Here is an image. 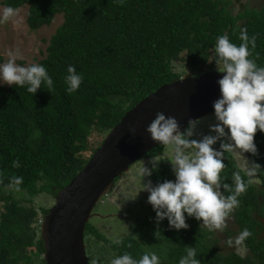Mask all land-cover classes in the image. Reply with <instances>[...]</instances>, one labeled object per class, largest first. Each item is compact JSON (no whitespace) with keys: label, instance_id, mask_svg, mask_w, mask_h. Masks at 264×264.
Listing matches in <instances>:
<instances>
[{"label":"trees","instance_id":"16d2710c","mask_svg":"<svg viewBox=\"0 0 264 264\" xmlns=\"http://www.w3.org/2000/svg\"><path fill=\"white\" fill-rule=\"evenodd\" d=\"M1 3L15 9L28 5L26 23L31 30L49 25L59 13L63 21L38 61L54 81L51 92L46 85L35 95L27 91V85H0V264H44L40 230L32 227L37 216L33 198L42 193L55 197L76 176L92 156L83 154L90 149L94 131L106 135L137 102L164 83L182 77L175 62L182 59L186 66L200 68L208 62L220 35L227 34L239 46L243 43L240 31L246 29L249 37H256L255 49L249 45L250 59L264 67V6L251 8L240 2L233 11L232 0ZM70 65L84 78L73 93L67 92L65 82ZM222 142L218 141L217 150ZM254 142L257 154L246 155L259 182L252 181L227 151L220 174L222 184L231 189H222L225 196L234 193L237 182L245 186L237 197L239 206L230 213L234 225L223 231L227 236H239L244 229L251 232L240 242L246 249L243 255L224 251L221 233L194 217L186 216L189 227L179 231L170 229L167 219L157 224L151 205L142 223L133 226L134 236L123 237L119 244L89 223L85 235L105 242L116 256L129 253L137 260L145 252H154L162 264H179L187 247H195L201 264H264V132L258 130ZM163 146L144 157H156ZM14 161L20 167H13ZM156 167L150 178L153 186L172 180L162 161ZM18 177L22 181L16 184ZM48 210L40 208L42 215ZM93 260L88 256L90 264Z\"/></svg>","mask_w":264,"mask_h":264},{"label":"clouds","instance_id":"9594fccd","mask_svg":"<svg viewBox=\"0 0 264 264\" xmlns=\"http://www.w3.org/2000/svg\"><path fill=\"white\" fill-rule=\"evenodd\" d=\"M123 4L124 0H116ZM17 10L7 6L0 13V23L8 22L15 17ZM241 43L237 46L231 42L227 34L220 35L215 43V63L223 65L224 73L218 80L220 97L213 103L215 123L210 125V132L200 139H193L200 120L189 122L188 128L181 132L178 121L163 112H158L155 119L148 125L146 131L151 138L163 145L174 148L171 160L175 180H164L153 186L151 180L144 183L145 177H150L153 171L158 170L154 158L153 167L144 166L140 170L141 191L149 193L147 202L156 213L155 222L160 224L167 219L168 227L179 231L187 229V217H194L210 230L223 232L227 228V220L232 210L239 206L238 196L245 191V186L237 182L234 193L228 196L223 190L231 191L229 185L222 184L221 172L225 167L224 152H231L234 156H244V153L256 155L255 144L257 131L264 132V67H259L250 59L251 50L256 47V37H249L246 29H241ZM10 59L0 63V80L9 86L27 85V91L35 95L42 85H46L49 92L54 87V81L46 67L32 63L24 66L17 64V58L22 59L20 50L9 51ZM65 82L67 92L73 93L80 88L83 75L78 73L75 66L67 68ZM0 84V85H2ZM218 141L221 149L214 145ZM255 166H260L252 162ZM13 167H20L18 161ZM254 168L250 169L252 174ZM22 178L15 180L19 184ZM239 181V177H237ZM134 198V199H135ZM251 232L244 229L238 236L236 243L244 241ZM119 244L120 241H114ZM232 245V241H227ZM87 253V252H86ZM88 256V255H87ZM110 264H162L159 256L154 252H145L140 259H134L131 254L125 253L114 257ZM179 264H201L197 259L195 247H187L186 255L181 257Z\"/></svg>","mask_w":264,"mask_h":264},{"label":"water","instance_id":"95a60500","mask_svg":"<svg viewBox=\"0 0 264 264\" xmlns=\"http://www.w3.org/2000/svg\"><path fill=\"white\" fill-rule=\"evenodd\" d=\"M223 75L218 70L185 74L164 83L125 112L82 169L57 192L44 215L40 225L44 264H90L85 228L96 215L95 205L116 178L163 145L151 138L148 125L163 112L174 117L184 132L190 121L213 114V103L221 94L218 80Z\"/></svg>","mask_w":264,"mask_h":264},{"label":"rangeland","instance_id":"374dc122","mask_svg":"<svg viewBox=\"0 0 264 264\" xmlns=\"http://www.w3.org/2000/svg\"><path fill=\"white\" fill-rule=\"evenodd\" d=\"M1 2L2 0H0V13H2L5 8ZM242 2L244 5L251 8H261L264 6V0H243ZM230 8L234 11L237 10L239 6L234 2ZM16 10L17 14L15 17L11 18L8 22L0 23V63H6L10 59L8 55L9 51L15 52L16 49L20 50L22 56V59L17 58V64L27 66L32 63H38V61L45 55L46 47L51 35L62 23L63 15L59 13L55 15L49 25H45L36 30H31L26 23L28 5L20 6ZM214 51L215 50L212 49L210 50V58L208 62L200 68L186 66L182 59L175 62V66L178 70L183 72L182 76L185 74L196 75L198 73L200 74L213 70H222V63L216 65L213 60ZM2 83L4 82L0 80V84ZM2 85L6 87L9 86L7 84ZM213 114L199 119L201 122L195 130L196 135L193 139H200L206 134H214L210 132V125L215 123ZM104 136V134L97 131H94L91 134L89 138L90 149L84 152V157H89L94 152V149L100 146ZM214 148L217 149V144L214 145ZM161 152L162 153L156 157H144L132 164L127 172H124L114 181L110 189L107 191V194L101 197L95 205L94 213H96V215L92 217L88 223L102 233L105 238L116 241L121 237L130 234L131 228L134 225L142 223L143 218L149 212L150 204L147 202L149 193L147 191H141L135 198L141 188L142 178L140 176V170L144 166L151 169L154 158H156L158 162L162 161L165 164L170 171L171 178L175 180L171 163L174 156V148L170 145H164ZM236 158L242 166V171L245 172L252 181L259 182L255 171H252V174H249L250 169L252 168L246 165L247 157L240 155L239 157L236 156ZM150 178L151 176L145 177L142 182L147 183L148 180H151ZM54 200V196L45 193L39 194L33 198L32 204L37 211V216L32 224L33 228L39 227L40 230V225L44 218V215L40 212V208H50L54 204ZM24 205H29V203H24ZM2 210L3 208L0 205V211ZM117 215L118 217H116ZM231 218L232 216L227 220V227L232 229L234 224ZM218 234L220 235L219 239L222 242V247H225V250H234L241 255L246 252V249L241 243H236L238 236L230 234L229 236L226 235V238H224L225 234H223V232L219 231ZM228 240L232 241L231 246L228 245ZM85 244L87 255L94 259L93 264H110L111 260L116 257V252L113 249H111L105 242L98 240L92 234L85 235Z\"/></svg>","mask_w":264,"mask_h":264},{"label":"flooded vegetation","instance_id":"af4514ba","mask_svg":"<svg viewBox=\"0 0 264 264\" xmlns=\"http://www.w3.org/2000/svg\"><path fill=\"white\" fill-rule=\"evenodd\" d=\"M243 0H232V4L235 2V3H237V5L239 6V3L240 2H242ZM243 3V2H242ZM231 4V5H232ZM244 4V3H243ZM217 149H218V144H217ZM243 156V155H242ZM244 156L245 157H247V155H246V153H244ZM233 157H234V159H235V162H236V164L238 165V167L241 169L242 168V166L240 165V163H239V161H238V159L236 158V156H234L233 155ZM243 161V160H242ZM243 164L245 165V163L243 162ZM246 165L247 166H250L249 164H248V157H247V161H246ZM251 167V166H250ZM242 170V169H241ZM245 173V172H244ZM249 177V176H248ZM173 180V179H172ZM116 217H118V215L116 216ZM232 221H233V219H232ZM133 227L131 228V233L130 234H127V235H125V236H128V235H131V236H134L133 235ZM125 236H123V237H125ZM123 237H121L120 239H118V240H121ZM224 238H226V235L224 236ZM117 241V240H116ZM219 247L222 249V247H221V245H219ZM224 251H225V249H224ZM230 251V250H229Z\"/></svg>","mask_w":264,"mask_h":264}]
</instances>
